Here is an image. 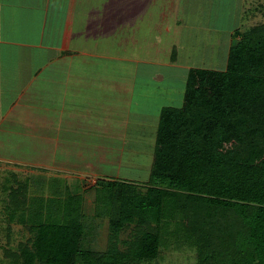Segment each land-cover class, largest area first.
Instances as JSON below:
<instances>
[{
    "label": "trees",
    "instance_id": "1",
    "mask_svg": "<svg viewBox=\"0 0 264 264\" xmlns=\"http://www.w3.org/2000/svg\"><path fill=\"white\" fill-rule=\"evenodd\" d=\"M234 36L225 69H190L182 106L160 110L147 182H95L105 250L78 195L30 222L9 264H156L169 243L195 264H264V22ZM21 188L8 209L26 203Z\"/></svg>",
    "mask_w": 264,
    "mask_h": 264
},
{
    "label": "crops",
    "instance_id": "2",
    "mask_svg": "<svg viewBox=\"0 0 264 264\" xmlns=\"http://www.w3.org/2000/svg\"><path fill=\"white\" fill-rule=\"evenodd\" d=\"M162 3L163 0H0V164H28L1 151L9 147L6 139L11 140L14 133L23 142H43V146L54 149L65 148L69 140L62 133L66 132H105L104 137L114 142L122 137L103 129L113 123L115 116L121 117L117 119V132H123L131 111L129 94L138 79L134 74L136 66L162 64L156 38L161 41L162 35L176 28V21L172 24L169 20L164 25L169 5L157 7ZM141 15L148 18L145 23L149 21L153 30L150 34L155 39L134 38L142 36L135 30L145 25ZM133 44L136 45L132 47ZM167 50L168 62L176 63V45L168 42ZM101 121L106 127H99ZM112 145L113 142L108 146ZM105 149L101 157L107 153ZM31 160L37 167L47 169L51 165L49 160ZM59 162L66 166L65 160ZM109 174L99 172L114 180ZM5 225L7 238L11 228L7 224L2 227ZM11 243L7 240L5 249L0 247V264L10 263L5 251L18 250L19 243L14 250Z\"/></svg>",
    "mask_w": 264,
    "mask_h": 264
},
{
    "label": "rangeland",
    "instance_id": "3",
    "mask_svg": "<svg viewBox=\"0 0 264 264\" xmlns=\"http://www.w3.org/2000/svg\"><path fill=\"white\" fill-rule=\"evenodd\" d=\"M164 1L161 5H157L162 9L169 5L164 25L169 23V20H172V24L175 21L177 23L170 34L162 35L161 41L156 38V42L161 47L163 65L148 62L136 66L134 74L138 79L132 94H129L131 111L125 127L122 126L123 132H117L116 126L117 119L121 117L110 116L114 120L108 127L102 121L99 124V127H106L103 130L112 131L114 135L122 137H118L114 142L104 137L102 133L105 134V132L98 131L97 134L66 132L62 134L68 137L69 142L64 149L63 147L47 148L43 146V142H23L24 139L16 136L15 133L10 135L11 140L6 139L9 147L2 148L1 151L25 160L28 164L19 166L0 164V245H2L0 247L2 250L5 249L7 240L9 245L12 242L11 248L14 250L17 243L25 242L30 237L26 227L29 224L28 220L30 222L44 221L48 213L47 208L50 207L55 212L58 210V215L61 216L66 203L65 199L67 198L68 203L70 201L76 203L73 197L79 195L82 197V211L86 221L94 222L98 227L96 242L91 247L104 251L108 235L107 218L100 216L99 211L96 210V205L100 203L95 201L96 193L101 194L103 191L102 187L96 189L94 184L97 180L109 179L100 176L99 172L100 174L110 173L111 179L117 182L146 183L154 150L153 130L158 124L159 112L163 107L180 108L182 106L188 70L191 68L224 70L229 48L236 41L235 33L243 32L264 22V8L261 0H168L166 1L168 5ZM257 9L259 12L256 11ZM134 10L138 12V9L134 8ZM147 10H150L149 6ZM140 19L144 23L148 20L142 15ZM149 26L148 21L140 29H135L141 32L139 35L142 34V36H134V38L144 41L155 39L150 34L153 30ZM153 34L156 36L155 33ZM168 42L176 45V63L170 64L166 59V54L169 53ZM134 45L136 44L132 47ZM139 104H141L140 109ZM112 108L113 106L110 107L111 110ZM121 110V106H118V111ZM55 134L53 133V136ZM111 142L113 145L108 146ZM106 143L107 146H103ZM114 143L117 148H114ZM60 144L63 143L60 142ZM104 149L107 153L101 157ZM31 159L39 162L49 160L48 163L51 165H48L47 169L41 166L38 168L34 165L35 163L30 162ZM62 160L66 162L65 167L58 165ZM84 163L95 168V171L90 166L81 167ZM15 167L17 168L14 169ZM16 186H21V191L25 188V193L21 194L25 196L26 203L22 200L23 202L17 203L21 208L17 209L12 204L8 209L7 194L10 188ZM7 209L10 211L8 212ZM4 224L11 228L10 236L7 238L6 235L9 234L5 231L6 225L2 227ZM1 249L0 257L3 256ZM156 264H195V254L189 248L175 249L169 243L167 247L161 248Z\"/></svg>",
    "mask_w": 264,
    "mask_h": 264
}]
</instances>
